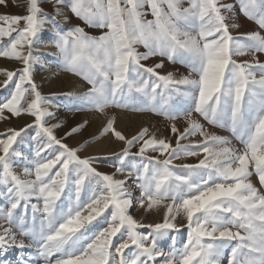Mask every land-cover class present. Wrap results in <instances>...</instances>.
I'll return each mask as SVG.
<instances>
[{
  "label": "snow or ice",
  "instance_id": "1",
  "mask_svg": "<svg viewBox=\"0 0 264 264\" xmlns=\"http://www.w3.org/2000/svg\"><path fill=\"white\" fill-rule=\"evenodd\" d=\"M11 6L21 11L0 12V58L20 67L0 69V122L32 119L0 132V264H264V0ZM45 39L54 52L36 51ZM49 60L89 86L68 94L79 110L150 111L169 136L129 138L107 119L101 135L123 147L114 172L99 171L80 155L91 141L65 143L87 121L63 137L49 123L59 105L34 79ZM165 61L188 71L163 72Z\"/></svg>",
  "mask_w": 264,
  "mask_h": 264
},
{
  "label": "rangeland",
  "instance_id": "2",
  "mask_svg": "<svg viewBox=\"0 0 264 264\" xmlns=\"http://www.w3.org/2000/svg\"><path fill=\"white\" fill-rule=\"evenodd\" d=\"M47 7V5H45ZM10 11L13 13H19L21 10L11 6V0H9V8L5 9L0 7V12ZM151 18V17H149ZM73 24H80L79 20L73 19ZM83 26V25H82ZM245 26L250 25L245 22ZM92 35H99V30L86 28ZM36 51L38 53H51L55 49L51 47L50 42L45 39L42 43L38 44ZM140 51H144L141 47ZM158 59V58H153ZM264 59V57H262ZM149 61L148 63H151ZM20 65L15 62L9 61L5 58H0V69L13 70ZM163 72H176L186 74L188 69L180 64H170L165 61V67ZM3 76H0V81L3 80ZM35 82L39 85V90L42 95L49 98L52 104L59 105V108H51L50 110L56 113L55 119L49 120L50 124L61 123L63 126L56 128L55 132L58 137H63L69 129L79 123L87 121V127L78 135L71 136L65 140L69 146L79 147L84 141H91L80 152V155L91 156L96 159L95 167L103 173L114 172V164L116 163V157L114 153H118L123 147L122 143L115 140L111 134L101 135L102 128L106 124V120L115 117L114 127L116 130L122 132L126 137L135 135L140 129L147 127L152 133H156L158 137L169 136L167 128L168 122L163 116L156 115L150 111H135L126 110L124 108H117L110 106L105 110L106 115L99 113L79 110L81 108V102L76 99H70V93H80L86 91L89 87L87 83L80 77L62 70L57 61L49 60L45 67L36 66L34 70ZM8 95L7 90L0 89V100ZM183 105V101L178 100V107ZM117 117H121L123 122L118 124L116 122ZM31 117L21 116L19 118L12 117L10 122H0V132H3L6 127L11 126L19 129L26 123H31ZM213 131L220 132L223 135H227V132H222L220 129L213 128ZM93 137H96L93 139ZM135 151V149H133ZM188 162H195L189 160ZM258 184V181H256ZM2 203V202H0ZM132 214L137 218L141 217V212L132 210ZM162 217V213L157 215L153 213L144 218L145 223L158 222ZM186 231H182V238L186 237ZM165 244L167 241L164 242Z\"/></svg>",
  "mask_w": 264,
  "mask_h": 264
},
{
  "label": "bare ground",
  "instance_id": "3",
  "mask_svg": "<svg viewBox=\"0 0 264 264\" xmlns=\"http://www.w3.org/2000/svg\"><path fill=\"white\" fill-rule=\"evenodd\" d=\"M1 9H2V7H1ZM118 119H116V122L118 123V124H121V122H123V119L121 118V117H117Z\"/></svg>",
  "mask_w": 264,
  "mask_h": 264
}]
</instances>
